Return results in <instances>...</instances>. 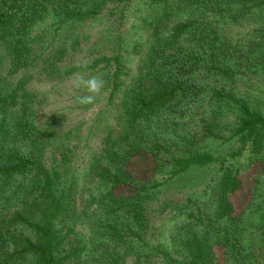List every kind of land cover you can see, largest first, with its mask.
<instances>
[{
  "label": "trees",
  "instance_id": "16d2710c",
  "mask_svg": "<svg viewBox=\"0 0 264 264\" xmlns=\"http://www.w3.org/2000/svg\"><path fill=\"white\" fill-rule=\"evenodd\" d=\"M74 1L0 0V39L12 51L13 73L34 66L29 53L38 51L37 43L25 31L31 30L37 11H48L52 25L62 29L95 17L108 1L130 0ZM175 4L170 13L166 4L151 18L156 29L150 32L151 41L129 84L119 53L61 69L59 60L71 56V44L77 43L71 38L58 48L50 45L53 60L41 67L47 75L59 77L107 72L103 80L108 96L97 117L107 122L105 135L88 172L106 186L93 201L107 214L122 217L119 226L101 223L103 240L88 237L82 246L79 239L73 241L79 215L74 181L65 180L61 171L46 167L29 151L34 129L29 111L36 100L25 82L5 90L0 86V114L22 112L13 126L4 125V117L0 122V264H78L88 250L94 251L92 264H123L117 248L128 238H139L146 228L147 184L154 175L168 167L174 177L216 163L206 186L211 216L205 217L190 197L193 206L180 209L184 219L172 234L182 260L158 250L161 262H264V224L249 234L243 224L258 198L264 197V110L252 104L236 83L250 56L204 22L207 15H230L232 6L262 7L264 0H175ZM182 16L184 21H179ZM184 39L188 45H183ZM51 57L44 56V62ZM207 141L219 142L223 153L206 147ZM244 155L242 171L238 165ZM141 156L149 159V179L140 180L129 169ZM151 256L144 253L136 259L140 263Z\"/></svg>",
  "mask_w": 264,
  "mask_h": 264
},
{
  "label": "rangeland",
  "instance_id": "374dc122",
  "mask_svg": "<svg viewBox=\"0 0 264 264\" xmlns=\"http://www.w3.org/2000/svg\"><path fill=\"white\" fill-rule=\"evenodd\" d=\"M74 3L78 4L79 0ZM126 3L108 1L95 17L71 22L62 29L52 25L48 11H37L31 30L25 31L28 39L37 43L38 51L33 53L30 50L29 53V57L35 58L34 66L18 70L16 73H13L10 67L12 51L0 39V86L5 90L13 88L21 81L25 82L36 100L35 106L29 111V122L34 127L28 138L29 151L39 156L46 167L61 171L65 180L74 181V197L79 215L74 224L73 241L79 239V246H82L88 237L103 240L100 236L103 231L101 223L107 221L119 226V219L122 217L113 213L107 214L104 207H99L97 202L93 201L106 191V186L91 177L88 172L89 163L99 157L101 137L105 135L107 122L99 121L97 117L105 106L108 94L103 88L94 104L82 106L77 103V96L85 93L73 87L71 83L79 77L77 73L68 77L49 76L48 71H42L41 67L47 66L53 60L50 45L54 44L58 48L66 39L71 38L77 42L75 46L71 44V47L76 49L73 48L71 56L65 60H59L61 69L64 66L76 67L79 61L88 64L98 56L110 57L119 53L127 73L124 81L129 84L151 41L150 32L156 29L152 27L151 18L160 14V8L163 9L166 4L169 6L165 8L167 13L175 10L177 5L175 0H130ZM193 7L195 5L190 8ZM204 19V22L211 23L216 33L232 44L239 45L244 53L250 56L246 60L247 64L242 65L236 83L252 104L264 110V5L254 8L232 6L230 15H207ZM179 21H184L183 16ZM170 24L172 25V22ZM181 42L188 45L185 39ZM41 53V58H38ZM44 56L51 58L45 63ZM106 74L107 72L103 71L98 75L84 77L95 76L103 80ZM21 116L19 109L8 110L6 114H0V122L4 117V125L13 126ZM10 141L5 142L6 145H10ZM206 143V147L212 148L218 154L223 153L219 142ZM245 158L246 155L239 159L238 166L242 171L246 164ZM149 165V159L141 156L134 160L129 169L138 174L140 180H144L151 177V169L148 172ZM218 165L216 163L203 168L193 167L174 177L167 167L154 175L147 184L150 196L145 202L146 228L139 238H128L126 243H121V247L117 248L123 257V264H162L158 250H164L172 257L182 260L172 244L176 223L184 219L180 209L193 206L191 197L203 210L205 217L211 216L206 186L214 177ZM244 184L247 185V181ZM248 196L249 193H245L243 198ZM254 209L252 208L253 213L243 222L248 234L255 227L264 224L263 196L258 198ZM144 253H152L150 260L142 258L138 263L136 257ZM90 254H94V251H83V257L78 264H92ZM257 263L264 264L262 259H258Z\"/></svg>",
  "mask_w": 264,
  "mask_h": 264
},
{
  "label": "clouds",
  "instance_id": "9594fccd",
  "mask_svg": "<svg viewBox=\"0 0 264 264\" xmlns=\"http://www.w3.org/2000/svg\"><path fill=\"white\" fill-rule=\"evenodd\" d=\"M71 83L73 87L81 89L85 93L77 96V103L82 106L94 104L97 96L101 93L105 85V82L98 77L93 76L85 78L83 75L72 80Z\"/></svg>",
  "mask_w": 264,
  "mask_h": 264
}]
</instances>
